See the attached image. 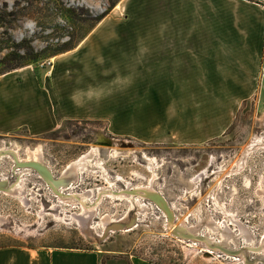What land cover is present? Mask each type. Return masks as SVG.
I'll return each instance as SVG.
<instances>
[{
  "label": "rangeland",
  "instance_id": "374dc122",
  "mask_svg": "<svg viewBox=\"0 0 264 264\" xmlns=\"http://www.w3.org/2000/svg\"><path fill=\"white\" fill-rule=\"evenodd\" d=\"M108 6L109 0H0V73L22 65L20 63L34 66L38 73V67L49 69L54 58L77 47L52 55L67 44H77L93 25L89 18L78 22L67 9L84 7L91 17H95ZM80 13L86 17L85 13ZM32 51L40 55L39 61L32 63L22 58L28 57ZM144 87L143 115L131 114L124 118L126 122L115 116L79 117L66 120L60 129L47 135L31 136L25 128L0 135V150L14 149L16 156L25 160L30 159L33 152L41 151L42 160L53 177L58 181L66 178L68 183L74 178L73 175L63 177L68 165L90 152L93 146H101L99 152L93 154L89 167L81 171L80 176L76 175L74 187L66 190L69 194L91 191L90 201L98 204L91 217H86V214L79 216L83 213L79 204L62 203L37 171L23 176L12 153L7 154L9 156L5 154L7 157L3 155L0 158V180L9 178L6 186L10 188L20 178L26 188L11 195L0 188V246L44 245L70 249L82 254L81 257L96 259L98 264H126L129 257L156 264H227L232 260V257L218 253L210 255L203 246H199L196 253L188 252L195 243L170 231L168 218L157 205L155 209H149L153 201L146 196L140 197L145 211L136 209L125 219L129 228L109 229L105 235L106 226L98 225L100 220L106 215V219L125 217L132 200L103 196L97 201L99 192L114 189L139 194L132 189L143 185L161 193L176 210L173 224L196 226L200 234L212 236L217 242L223 241V236L220 230L209 229V220L216 221L214 224L225 222L233 236L240 234L241 227H244L248 234L241 233L236 239L238 242H228V247L245 248L249 246L247 237H251L254 249L262 248L264 107L260 108L256 100L247 102L234 123L223 133H195V139L203 142L167 143L164 141L168 138H162L159 132L162 116L147 112L152 111L148 110L152 85ZM102 135L105 143L99 142ZM153 135L157 136L152 141L149 137ZM207 137L213 138L205 140ZM8 140H12L13 145ZM117 147L121 153H110ZM143 154L157 159L155 172L148 168ZM212 156L216 158L213 163ZM100 166L105 167L107 178ZM75 219L85 225L86 231L96 224L93 233L105 237L98 240L87 238ZM22 225L32 226L33 231L24 233ZM258 257L264 258L263 248L248 255L251 262Z\"/></svg>",
  "mask_w": 264,
  "mask_h": 264
},
{
  "label": "crops",
  "instance_id": "0c3cea01",
  "mask_svg": "<svg viewBox=\"0 0 264 264\" xmlns=\"http://www.w3.org/2000/svg\"><path fill=\"white\" fill-rule=\"evenodd\" d=\"M119 2L49 69L0 75V135L22 128L47 135L79 117L126 122L143 115L146 84L152 85L147 112L168 117L159 120L167 143L203 142L195 133H223L247 102L264 107V0ZM80 255L44 245L0 246V264H98ZM126 264L156 263L129 257Z\"/></svg>",
  "mask_w": 264,
  "mask_h": 264
},
{
  "label": "bare ground",
  "instance_id": "6f19581e",
  "mask_svg": "<svg viewBox=\"0 0 264 264\" xmlns=\"http://www.w3.org/2000/svg\"><path fill=\"white\" fill-rule=\"evenodd\" d=\"M116 141H120V140H116ZM7 142L11 143L12 145L14 143V142H12V140H8ZM99 142H102V143L106 142L103 135H102V138L99 139ZM254 143H256V142H254ZM17 145L21 146L20 143H18ZM100 149H101V146L95 145L92 147V150L90 152L84 154L80 158L73 161L70 165H68V167L65 169V171L63 173V177H68V176L70 177L71 175H73L74 178H72V180H70V183L66 182V178H62L60 181H58L56 178L53 177L49 167L42 160V157H41L42 152L41 151L33 152L34 153L33 156L30 159L25 160V159H21L19 156H16L17 152L14 149L10 150V149L5 148V149L0 150V158H2L3 155L6 156L7 154L12 153L13 157L15 156V158H16V160H15L16 161V167H21L20 171L22 172L23 176L29 174V172H31L33 170L37 171L40 174L41 178H43L46 182H48L51 185L54 192H56V194L62 200V203L69 204V205L79 204V205H81V208L83 209V213L80 214L79 216L86 214L87 215L86 217H91L93 215V213L95 212V209L98 205L95 201H90V196H91L90 192L91 191H87L89 193H81V194L70 193L69 194L66 192V190L74 187V185H72V184L75 183L74 181L76 180V175L80 176L81 171H83L89 167V165L92 162L93 154L98 153ZM120 151L121 150H119V148L117 147V148L111 149L110 153H112V152L113 153L114 152L119 153ZM7 156H9V155H7ZM104 159L101 160L102 165L104 164ZM143 159L145 160V162H147L148 168L152 172H155V166H156V164H158L157 159L155 157H149V156H147V154H143ZM215 159L216 158L214 156H212V163L215 161ZM212 163L209 165V167L212 165ZM101 164H99V165H101ZM99 168L101 169V172L103 170L102 174H104V176H106V178H107V171H106L105 167L100 166ZM213 173H215V171ZM8 179L5 178L3 181L0 180V183H1L0 188H2V190L6 191L7 194L11 195V194H15L16 192L21 193L25 190L26 187H25L24 181L22 179L19 178V180H18L19 182L17 181V183L13 184L10 188H8L6 186L7 181H9ZM110 183H113V182L111 181ZM126 184H129V183L126 182ZM127 187H129V186H127ZM128 190H130V189L128 188ZM132 191H136L139 194H134L132 192L128 193L127 190L116 191L114 189H111L109 191H100L99 192L100 195H99V198L97 199V201H99L100 198H102L103 196L115 197L118 200H123V199L132 200V205L130 207V211L126 214L125 217L118 219V220L113 219V218L106 219V216H107L106 215L103 217L102 220H100L98 225L104 226V227L106 226V229H105L106 231L104 232L105 235L107 234L109 229L117 231V230H122V228H125V229L129 228V226L125 223V219L129 216L130 212H132L136 209L145 211V209H144L145 205L140 200V197L146 196V197H149L150 199H152V201H153L152 205L150 206L151 208H149V209H152V208L155 209L156 208L155 205H157V207L161 208L162 213L168 218L170 231L175 233L180 238H186L187 237L188 241L191 240L192 243H195L192 246H190V248H188V252L192 251L193 253H196L197 251L200 250L199 246H203V247H205V250L207 251L206 253H208L210 255H214V254L218 253V254H222L223 256H225L227 258L232 257L231 258L232 260L231 261L229 260V262L227 264H241L242 262H244L245 264H261L262 262L264 263V258H262V257L256 258L255 260H253V262H251L248 258V255L250 253H254V252H256L262 248L264 249V242L262 243V248L254 249L255 247L251 245V244H253V238L247 237L249 246H247L245 248H237V249H230L228 247L229 246L228 242H231L234 244H236L238 242L236 239H238L237 237H240L241 233H247L248 234V231L246 229H244V227H241L242 230H241L240 234L233 236V235H230V233L228 232V228H227V225L225 222L224 223L219 222V223L214 224L213 222H216V221L209 220V221H211V222H209V225H208L209 229L210 230H212V229L220 230V233L223 236L224 240L217 242V241H215V239L212 236L208 237V236H204V235L200 234V232L198 230L199 228L197 227L198 228L197 229L196 226H191V225L188 226L185 223H183L182 226L173 224L172 218H174L176 210L169 203L166 202V199L158 191L154 190L153 188H150L149 186H143V185L141 187H137L136 189L135 188L132 189ZM199 216H200V214H199ZM41 217L43 218V216H41ZM60 218H63V217L61 216ZM199 218L201 219V216ZM72 219H74V217H72ZM75 220H77L78 225L81 226L82 231L87 238L92 237V239L98 240V238H100V237L101 238L105 237V235H99L97 232L93 233L94 230L96 229V224L95 225L92 224L90 227H88V229L86 231L84 228L85 225H83L79 219H75ZM109 224H110V227H108ZM1 225H4V224H1ZM31 228H32V226H31ZM31 228H30V225H22L21 231H23L24 233L30 234L33 231ZM205 250L203 249V251H205ZM209 258H211V257H209ZM236 261H239V262H236Z\"/></svg>",
  "mask_w": 264,
  "mask_h": 264
},
{
  "label": "trees",
  "instance_id": "16d2710c",
  "mask_svg": "<svg viewBox=\"0 0 264 264\" xmlns=\"http://www.w3.org/2000/svg\"><path fill=\"white\" fill-rule=\"evenodd\" d=\"M120 0H109V6L107 7V9L100 15L98 16H95V17H91L89 11L84 8V7H81V8H69L67 9V12H69L70 16L74 19H77L78 22H84L85 20H87L89 18V20H91L93 22V25L91 26L90 30L88 31V33H86L79 41L77 44H74V45H69L67 44L66 47H63L62 49H60L61 51L57 52V53H54L52 56H57L58 54L60 53H64V52H67V51H70V50H73L75 49L78 44L89 34V32L91 30H93L96 25L98 23H100L108 14L111 13V11L117 6L118 2ZM80 12H83L86 14V17H82L81 13ZM87 18V19H86ZM23 59H29V61H31L32 63L34 62H37L40 60V55L38 53H35L34 51H32L28 57H22ZM9 59V58H8ZM8 59H6L5 61H7ZM3 61V62H5ZM22 65H17L16 67H10L8 70H6L5 72L3 73H0V75L2 74H6L10 71H13L15 69H19V68H23V67H26V66H29L30 64H25V63H20Z\"/></svg>",
  "mask_w": 264,
  "mask_h": 264
},
{
  "label": "water",
  "instance_id": "95a60500",
  "mask_svg": "<svg viewBox=\"0 0 264 264\" xmlns=\"http://www.w3.org/2000/svg\"><path fill=\"white\" fill-rule=\"evenodd\" d=\"M161 194V193H160ZM162 195V194H161ZM163 196V195H162ZM164 197V196H163ZM165 198V197H164ZM166 199V198H165Z\"/></svg>",
  "mask_w": 264,
  "mask_h": 264
}]
</instances>
